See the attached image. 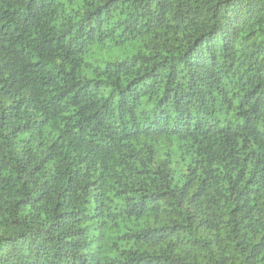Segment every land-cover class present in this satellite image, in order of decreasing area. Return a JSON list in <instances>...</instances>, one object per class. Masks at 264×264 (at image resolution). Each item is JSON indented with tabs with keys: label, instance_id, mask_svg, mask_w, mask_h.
<instances>
[{
	"label": "trees",
	"instance_id": "1",
	"mask_svg": "<svg viewBox=\"0 0 264 264\" xmlns=\"http://www.w3.org/2000/svg\"><path fill=\"white\" fill-rule=\"evenodd\" d=\"M0 264H264V0H0Z\"/></svg>",
	"mask_w": 264,
	"mask_h": 264
}]
</instances>
